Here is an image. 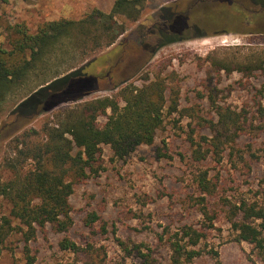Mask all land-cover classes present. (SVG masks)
<instances>
[{"label":"rangeland","instance_id":"obj_1","mask_svg":"<svg viewBox=\"0 0 264 264\" xmlns=\"http://www.w3.org/2000/svg\"><path fill=\"white\" fill-rule=\"evenodd\" d=\"M114 1L0 0V46L11 47L8 28L16 24L36 32L45 21L80 19L94 8L110 11ZM159 24L166 35L155 30ZM216 60L264 65V8L251 0H146L140 19L116 43L72 70L81 69L68 84L71 97L84 93V100L115 96L127 83L142 86L159 75L178 92L179 110L166 113L173 101L168 100L154 143L139 146L123 159L103 145L104 170L75 184L70 196L73 226L67 233L52 226L39 232L30 242L34 264H171L172 232L205 221L191 200L198 195V169H208L217 183L215 195L209 197L217 219L200 247L218 250L219 257L203 252L190 264H264V255L252 244L234 239L229 220L231 209L243 201H264V68L228 72L213 64ZM26 93L27 88L12 94L0 113L1 181L11 177L4 166L7 142L18 126L14 111ZM220 106L240 113L245 123L234 148L217 161L209 140ZM43 119L40 115L28 126L39 127ZM106 120L99 118L100 123ZM192 142L211 150L206 160L193 162ZM159 149L170 157H160ZM10 209V202L0 196V227ZM93 212L100 218L89 226ZM64 237L87 250L77 254L63 249ZM24 245L22 232L6 237L0 242V264H27Z\"/></svg>","mask_w":264,"mask_h":264},{"label":"trees","instance_id":"obj_2","mask_svg":"<svg viewBox=\"0 0 264 264\" xmlns=\"http://www.w3.org/2000/svg\"><path fill=\"white\" fill-rule=\"evenodd\" d=\"M251 1L264 8V0ZM145 3L146 0H115L110 11L94 8L80 19L45 21L36 32H31L25 24L8 28L11 47L0 46V113L12 94L26 88L27 93L14 111L18 114V126H14L15 132L7 142L4 166L11 177L0 180V196L11 204L10 213L2 217L0 242L15 232H22L27 264L35 263L30 242L39 232L52 226L58 232L67 233L73 226L70 196L75 184L104 170L103 145H109L113 155L123 159L139 146L154 143L157 130L164 124L168 100L173 101L166 113L179 110L178 92L159 75L142 86L127 83L115 96L84 100V93L71 97L69 91L71 76L81 69L72 70L116 43L140 19ZM238 4L233 3L237 11ZM239 12L246 15L244 11ZM1 20L0 13V24ZM154 26L161 36L168 33L161 24ZM208 59L212 60L210 54ZM213 64L228 72L264 68L262 63L230 65L216 60ZM69 101H74V105L55 110ZM216 112L219 119L209 144L215 159L221 161L226 149L234 148L232 143L245 121L230 108L220 106ZM40 115L44 119L39 127L28 126ZM101 116L107 117L105 123L99 122ZM203 140L208 139L203 137ZM196 144L192 142L191 158L200 163L209 157L211 150H203L201 143L195 147ZM159 153L160 157H170L163 149ZM194 180L198 195L191 196V200L205 221L200 227L186 224L172 232L171 264H190L203 252L219 257L218 250L206 251L200 247L207 230L215 226L217 219L209 204V197L217 191V183L208 169H198ZM99 218L95 212L90 213L87 224L93 226ZM229 220L236 232L234 239L252 244L264 255V201H243L231 209ZM61 246L77 254L87 250L69 237L61 240ZM139 252L148 256L140 249Z\"/></svg>","mask_w":264,"mask_h":264},{"label":"water","instance_id":"obj_3","mask_svg":"<svg viewBox=\"0 0 264 264\" xmlns=\"http://www.w3.org/2000/svg\"><path fill=\"white\" fill-rule=\"evenodd\" d=\"M90 63V61H88L87 63H85L83 66H85L86 64H89Z\"/></svg>","mask_w":264,"mask_h":264}]
</instances>
